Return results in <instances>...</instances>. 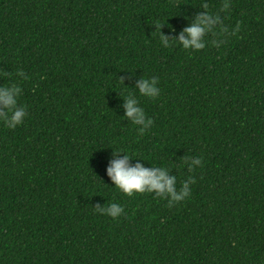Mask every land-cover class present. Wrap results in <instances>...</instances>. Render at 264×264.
<instances>
[{"label": "trees", "instance_id": "16d2710c", "mask_svg": "<svg viewBox=\"0 0 264 264\" xmlns=\"http://www.w3.org/2000/svg\"><path fill=\"white\" fill-rule=\"evenodd\" d=\"M201 2L224 0H0V86L26 109L0 121V264H264V0H229L235 34L204 49L162 47ZM153 76L158 97H137ZM127 95L152 120L142 136ZM117 149L175 165L190 196H123L106 175ZM110 202L120 217L93 209Z\"/></svg>", "mask_w": 264, "mask_h": 264}, {"label": "clouds", "instance_id": "9594fccd", "mask_svg": "<svg viewBox=\"0 0 264 264\" xmlns=\"http://www.w3.org/2000/svg\"><path fill=\"white\" fill-rule=\"evenodd\" d=\"M200 7L203 11L197 14L194 20L184 27L177 37L169 39L160 34L162 47L168 48L170 45H179L183 50L195 52L205 48L206 36L226 37L229 34H235V30L232 33L228 32L220 18V12L227 13L230 8L229 0H224L217 12H209L207 10L208 5L202 2ZM212 43L219 46L224 43V40L214 39ZM15 76L24 79V74L21 70H17ZM119 82L121 84L120 80ZM157 84L158 78L155 76L150 78L140 77L135 85L137 97L148 99L158 97L160 89ZM20 95L21 88L18 84L0 86V121L8 129H14L24 122L26 109L25 106L18 105ZM124 101V118L128 119L133 126H136V131L139 135H144L152 126V120L146 117L138 99H132L130 95H127L124 97ZM112 153L113 159L106 169V175L113 185L112 187L123 196L133 197L139 194H152L154 199L166 200L168 207H172L190 196V185L194 183V180L189 176L177 187V176L169 174L171 168H176L175 165L166 162L152 164L147 168L142 167L140 163L129 166L130 160L145 161V159H134L132 158L134 154L130 155L121 149H117L115 153L112 151ZM121 154L122 158H116ZM183 164L191 172L201 166V159L199 157H183ZM93 209L98 214L106 215L112 219L120 217L123 213L122 206L115 202H110L107 206L105 204L97 205Z\"/></svg>", "mask_w": 264, "mask_h": 264}]
</instances>
